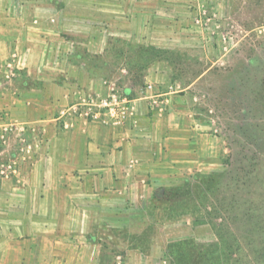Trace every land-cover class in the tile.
Wrapping results in <instances>:
<instances>
[{
    "label": "crops",
    "instance_id": "1",
    "mask_svg": "<svg viewBox=\"0 0 264 264\" xmlns=\"http://www.w3.org/2000/svg\"><path fill=\"white\" fill-rule=\"evenodd\" d=\"M206 1L0 0L1 179H16L9 194L30 199L33 216L21 212L31 238L20 262L103 264L113 231L129 228L156 190L182 183L216 153L177 93L159 91L170 82V61L128 64L135 49L198 54L196 8ZM134 70L161 95L158 108ZM112 89L133 105L123 125L73 120L65 129L55 120Z\"/></svg>",
    "mask_w": 264,
    "mask_h": 264
},
{
    "label": "rangeland",
    "instance_id": "2",
    "mask_svg": "<svg viewBox=\"0 0 264 264\" xmlns=\"http://www.w3.org/2000/svg\"><path fill=\"white\" fill-rule=\"evenodd\" d=\"M196 11L198 54L135 49L128 64L170 61V82L158 89L177 93L175 103L216 153L203 155L182 183L156 190L129 228L113 231L103 264H195V254L206 264H264V0H207ZM133 74L143 83L144 72ZM2 160L0 264H24L31 232L21 212L32 221L31 200L9 194L19 184L2 181Z\"/></svg>",
    "mask_w": 264,
    "mask_h": 264
},
{
    "label": "built area",
    "instance_id": "3",
    "mask_svg": "<svg viewBox=\"0 0 264 264\" xmlns=\"http://www.w3.org/2000/svg\"><path fill=\"white\" fill-rule=\"evenodd\" d=\"M147 101L151 109L159 107L161 95L151 84L146 85ZM132 103L121 92L112 89L106 96H87L61 110L55 120L67 129L73 120H83L101 126H120L132 117Z\"/></svg>",
    "mask_w": 264,
    "mask_h": 264
},
{
    "label": "trees",
    "instance_id": "4",
    "mask_svg": "<svg viewBox=\"0 0 264 264\" xmlns=\"http://www.w3.org/2000/svg\"><path fill=\"white\" fill-rule=\"evenodd\" d=\"M180 244H183L182 242L180 243ZM217 246H216V248H220L219 246V244H216ZM177 246H180V245H178V244H170L169 246H168V249L169 250H172V248H176ZM192 246H195V243H191V246L189 247V249H192L191 247ZM188 249V250H189ZM221 249V248H220ZM202 254V253H201ZM179 256H184V253H183V250H181L180 252H179ZM193 259H194V262H195V264H206L207 263V261L205 260V258H204V256L203 257H201V259H200V257H198V256H196V254L193 256Z\"/></svg>",
    "mask_w": 264,
    "mask_h": 264
}]
</instances>
